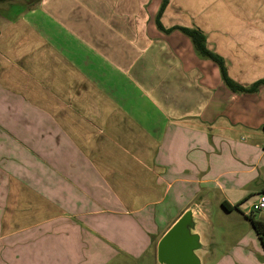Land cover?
Here are the masks:
<instances>
[{"label": "crops", "instance_id": "0c3cea01", "mask_svg": "<svg viewBox=\"0 0 264 264\" xmlns=\"http://www.w3.org/2000/svg\"><path fill=\"white\" fill-rule=\"evenodd\" d=\"M162 6L0 2V264H140L189 208L264 195V86L233 93L177 29L250 87L264 0Z\"/></svg>", "mask_w": 264, "mask_h": 264}, {"label": "rangeland", "instance_id": "374dc122", "mask_svg": "<svg viewBox=\"0 0 264 264\" xmlns=\"http://www.w3.org/2000/svg\"><path fill=\"white\" fill-rule=\"evenodd\" d=\"M233 11L237 13L236 8ZM247 201L240 206L242 213L233 214L226 213L214 201L209 220L213 237L210 247L211 254L207 257L210 261H206L205 264H228L230 259L236 258L239 262L233 264H253L249 261L255 263L258 260L264 264V248L258 245L256 235L252 231V221L249 219L252 213V200ZM263 215L264 212H253L252 217L255 221H260ZM157 243V240H153L151 255L143 258L140 264H157ZM224 257L226 259H223ZM117 263L119 261L113 264Z\"/></svg>", "mask_w": 264, "mask_h": 264}, {"label": "water", "instance_id": "95a60500", "mask_svg": "<svg viewBox=\"0 0 264 264\" xmlns=\"http://www.w3.org/2000/svg\"><path fill=\"white\" fill-rule=\"evenodd\" d=\"M210 222L198 207L186 210L157 244V264H205L210 261ZM211 257V256H210Z\"/></svg>", "mask_w": 264, "mask_h": 264}, {"label": "trees", "instance_id": "16d2710c", "mask_svg": "<svg viewBox=\"0 0 264 264\" xmlns=\"http://www.w3.org/2000/svg\"><path fill=\"white\" fill-rule=\"evenodd\" d=\"M5 1H7V0H0V2H5ZM168 4H169V0H163V6H162L161 12L159 14V18L161 17L162 13L164 12V10ZM158 24H159V26H161L159 22H158ZM177 29H179L182 33L187 35L192 40L195 51L200 57L209 59V60L215 62L219 66V68L221 70L222 79H223L225 85L233 93L253 94V93H256L260 87L264 86V79L255 82L250 87H243V86L237 84L235 81H233L229 77V75L227 73L226 66H225V61L223 60V58H221L219 55L215 54L212 50L209 49V47L207 45L206 36L203 32H201L199 29H196V28H194V29L177 28ZM170 31L171 30H168L166 32L169 33ZM238 207H239V205L232 208V207L228 206L227 204L223 203V208L229 212L232 211L233 209H238ZM252 216H253V213H251V215L249 216V219L252 221V227H253L254 231L257 233V235L259 236V239H260L262 246L264 248V223L259 222V221H255Z\"/></svg>", "mask_w": 264, "mask_h": 264}, {"label": "built area", "instance_id": "2783aa9c", "mask_svg": "<svg viewBox=\"0 0 264 264\" xmlns=\"http://www.w3.org/2000/svg\"><path fill=\"white\" fill-rule=\"evenodd\" d=\"M262 211H264V195L259 196L258 200L252 204V213Z\"/></svg>", "mask_w": 264, "mask_h": 264}]
</instances>
